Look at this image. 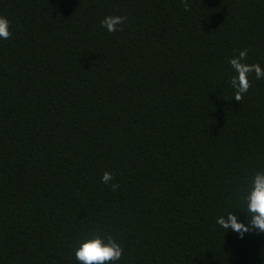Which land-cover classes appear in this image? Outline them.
Masks as SVG:
<instances>
[{
  "label": "trees",
  "instance_id": "1",
  "mask_svg": "<svg viewBox=\"0 0 264 264\" xmlns=\"http://www.w3.org/2000/svg\"><path fill=\"white\" fill-rule=\"evenodd\" d=\"M188 3L0 0V264H80L96 233L114 264H264L216 223L264 171V79L237 102L229 63L264 68V0Z\"/></svg>",
  "mask_w": 264,
  "mask_h": 264
},
{
  "label": "clouds",
  "instance_id": "2",
  "mask_svg": "<svg viewBox=\"0 0 264 264\" xmlns=\"http://www.w3.org/2000/svg\"><path fill=\"white\" fill-rule=\"evenodd\" d=\"M183 6L186 11L191 10L188 0H183ZM126 21V16L109 15L101 21V26L108 32L114 33L122 31V25ZM11 36L10 21L6 17L0 16V39L7 40ZM247 54L248 49H244L239 51L237 57L229 60L233 71L236 73L231 78L230 84L235 90L234 99L237 102H240L252 87L249 80L250 74L254 73L257 80L264 79V68L259 63L248 64L244 62ZM101 179L103 183L109 184L113 179V175L105 171ZM111 187L116 190L119 185L113 183ZM244 199L246 200V211L243 212L247 213V224L239 221L234 212L228 213L226 217H219L216 223L226 232L231 229L239 233L241 238H243L245 233H264V171L257 172L252 178L251 186ZM95 231L93 229V232ZM123 254V247L108 233L103 236L96 233L91 238L86 237L75 249V258L80 264H114V262L121 260Z\"/></svg>",
  "mask_w": 264,
  "mask_h": 264
}]
</instances>
